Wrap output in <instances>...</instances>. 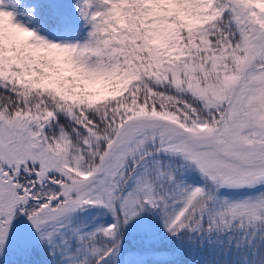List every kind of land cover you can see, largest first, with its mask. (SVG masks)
<instances>
[{"label":"snow or ice","instance_id":"snow-or-ice-1","mask_svg":"<svg viewBox=\"0 0 264 264\" xmlns=\"http://www.w3.org/2000/svg\"><path fill=\"white\" fill-rule=\"evenodd\" d=\"M71 7L81 87L0 72V264H264V0Z\"/></svg>","mask_w":264,"mask_h":264},{"label":"clouds","instance_id":"clouds-1","mask_svg":"<svg viewBox=\"0 0 264 264\" xmlns=\"http://www.w3.org/2000/svg\"><path fill=\"white\" fill-rule=\"evenodd\" d=\"M16 24L22 27L0 16V72L10 70L16 84L30 88L81 87L73 52L44 45L33 38V29L18 20Z\"/></svg>","mask_w":264,"mask_h":264},{"label":"rangeland","instance_id":"rangeland-1","mask_svg":"<svg viewBox=\"0 0 264 264\" xmlns=\"http://www.w3.org/2000/svg\"><path fill=\"white\" fill-rule=\"evenodd\" d=\"M54 5H59V0H53ZM38 0H3V3L0 4V7H4L6 10L12 11L15 15L16 20L26 24L27 27L37 30L43 35H46L48 38L53 39L54 41L59 40H75L79 39L83 33L76 35L75 32H71L69 29L62 28L58 29L56 26L43 28L35 22L33 18V9L35 8ZM73 21L75 19L73 18Z\"/></svg>","mask_w":264,"mask_h":264},{"label":"trees","instance_id":"trees-1","mask_svg":"<svg viewBox=\"0 0 264 264\" xmlns=\"http://www.w3.org/2000/svg\"><path fill=\"white\" fill-rule=\"evenodd\" d=\"M71 4L72 0H59L58 6L54 5L53 0H38L35 8L33 9L32 16L37 25L43 28L56 26L58 29H62L57 26V22L61 18H68L71 23H76L73 21ZM69 30L71 32H75L71 29Z\"/></svg>","mask_w":264,"mask_h":264}]
</instances>
